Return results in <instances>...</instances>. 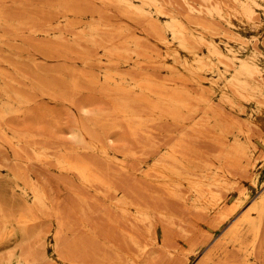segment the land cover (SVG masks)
<instances>
[{
    "label": "rangeland",
    "instance_id": "rangeland-1",
    "mask_svg": "<svg viewBox=\"0 0 264 264\" xmlns=\"http://www.w3.org/2000/svg\"><path fill=\"white\" fill-rule=\"evenodd\" d=\"M0 264H264V0H0Z\"/></svg>",
    "mask_w": 264,
    "mask_h": 264
},
{
    "label": "bare ground",
    "instance_id": "bare-ground-1",
    "mask_svg": "<svg viewBox=\"0 0 264 264\" xmlns=\"http://www.w3.org/2000/svg\"><path fill=\"white\" fill-rule=\"evenodd\" d=\"M251 213V212H250ZM261 215H262V208H261V210L258 212V214H257V216H258V221H257V223H255L254 221H253V219H248V218H246L245 220H246V222L250 225V227H251V230H252V232L254 233V236L256 237L257 236V234H258V230H259V222L261 221ZM250 216V215H249ZM24 262V261H23Z\"/></svg>",
    "mask_w": 264,
    "mask_h": 264
}]
</instances>
